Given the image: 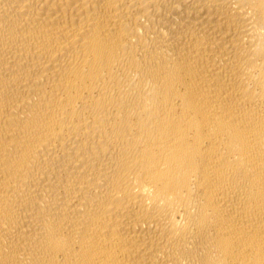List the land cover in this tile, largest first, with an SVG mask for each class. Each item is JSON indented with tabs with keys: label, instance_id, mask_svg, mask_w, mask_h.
<instances>
[{
	"label": "bare ground",
	"instance_id": "6f19581e",
	"mask_svg": "<svg viewBox=\"0 0 264 264\" xmlns=\"http://www.w3.org/2000/svg\"><path fill=\"white\" fill-rule=\"evenodd\" d=\"M0 264H264V0H0Z\"/></svg>",
	"mask_w": 264,
	"mask_h": 264
}]
</instances>
